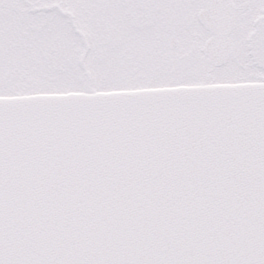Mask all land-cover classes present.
Segmentation results:
<instances>
[{
    "label": "snow or ice",
    "instance_id": "snow-or-ice-1",
    "mask_svg": "<svg viewBox=\"0 0 264 264\" xmlns=\"http://www.w3.org/2000/svg\"><path fill=\"white\" fill-rule=\"evenodd\" d=\"M0 264H264V0H0Z\"/></svg>",
    "mask_w": 264,
    "mask_h": 264
}]
</instances>
